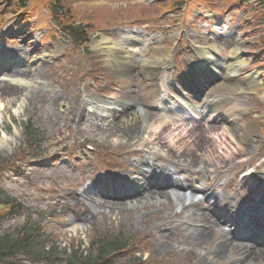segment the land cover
I'll return each mask as SVG.
<instances>
[{
	"label": "rangeland",
	"instance_id": "374dc122",
	"mask_svg": "<svg viewBox=\"0 0 264 264\" xmlns=\"http://www.w3.org/2000/svg\"><path fill=\"white\" fill-rule=\"evenodd\" d=\"M205 1L217 11L224 10L227 2ZM168 2L170 0H65L63 12L57 16L49 8L51 0H33L29 3L32 5V17L24 22L20 21L21 17L9 14L10 6L5 0H0V16L7 17L5 23L0 22V29L14 26L17 32L8 34L9 40H3V47L9 54L20 57L16 69L24 71L22 78L13 79H16L14 84L3 82L17 91L0 93V186L23 203L18 215L3 220L2 229L5 232L21 226L29 215L35 220V217L45 213L57 217H46L43 221L45 230L53 238L60 235L61 239L65 237L62 248L67 247V250L78 246L84 254L94 253L96 249L92 245L99 236H120L127 240L131 246L115 254L113 264H214L212 262L217 258L213 250L217 240L210 228L201 230L202 245H199L196 240L186 238L183 232H179L182 226L177 227L178 220L191 215L196 217L199 214L202 219H213L206 202L178 207L172 191L165 189H153L131 199L100 196L95 198L97 205L85 202L78 194L82 182L85 183L82 178L87 173L92 174L93 178L106 175L120 181L130 176L133 185L142 177L141 185L146 186L150 174L142 176L140 168L145 169L146 173H153L152 169L156 166L154 173L161 170L165 163L158 165L155 162L157 154H163L168 161L179 162V165L191 170L199 166L206 173L212 172L213 168H218L219 172L229 163L243 172L248 164L243 161L250 154L243 158V152H239L243 148L238 147L237 151L232 149L229 145L231 135L225 134L223 123L233 129L234 136H237L235 134L239 129L249 127L251 131L244 132L248 138L243 143L247 146L246 151L258 154L257 162L264 161V92H233L234 83L243 85L248 79L246 75L230 79L225 72H228L231 63V50L240 47L242 57L248 52L241 72L257 70L260 73L257 81L264 88V0L239 2V11L234 9L228 12V17L224 14L225 24L229 27L227 40L222 36H213L221 48L218 56L223 55L228 66H224L226 69L222 67L223 73L209 84L206 81L205 87L212 96H218L219 101L225 104L236 102L240 106L234 117L221 115L217 118L219 138L214 140L205 133L199 146L193 135H186L182 131L180 142L183 143L178 145L175 140L169 143L167 139H162V136L165 138L174 130L166 129L165 134L162 133L161 138L157 139V135L152 134V126L147 129L151 132L150 136H147L148 133L141 134L137 128L135 133L130 129L142 121L135 115L139 107L147 111L145 115L150 123L162 117L163 112L154 106L156 100L160 101L157 97L160 94L156 88L147 85L138 62H129L131 76L125 77L123 71H116L113 67L115 55L106 57L105 51L97 52L92 44L100 41V47H105L104 35L119 43L122 35L118 32L143 30L141 39L149 42L146 57H158L164 65L167 64L163 72L169 81L174 75V67L170 66L175 62L178 69H175L173 79L176 83L172 86L179 87V79L183 77L182 67L194 70V62H198L203 55L199 47L210 46L202 39V32L204 27L211 30L215 20L207 16L208 7H202L201 0H188L184 8L176 7L178 0ZM167 4H172L173 8L169 10ZM54 17L60 24L80 23L86 26L85 31L91 38L89 44L69 41ZM191 30L197 34L194 35ZM118 47L119 50L125 49L120 44ZM166 48L173 49V59H166ZM107 59L111 61L110 65ZM216 59L219 64V59ZM162 67L160 65V69ZM197 74L193 73V82ZM92 93L103 94L116 105H109L112 109L104 115L100 109L97 113L96 110L91 113L94 109L89 107L86 94ZM129 95L131 101L126 98ZM160 97L171 99L168 93ZM18 98L24 100V104H15ZM25 121L32 122L33 129L25 130ZM190 123L208 126L207 120L201 118ZM137 130L141 136L136 134ZM249 139L253 143L247 142ZM215 148L218 149V159L213 157ZM231 154L242 158L234 157L231 160ZM146 156L154 157V162H151L154 165L141 166L140 160ZM75 159H79L78 165L86 169L80 175L70 171L72 166H76ZM249 163L255 165L256 161ZM136 165L138 169L134 167ZM259 170L264 171V162ZM240 171H236V176L232 171L218 173L205 185L213 183L217 188L222 187L219 183L222 178L230 193L241 178ZM168 175H173V172ZM193 176L203 180L201 173L195 172ZM73 186L75 191L65 200L64 194ZM139 189L141 187L133 188V191L138 192ZM242 190L243 198L248 197L246 189ZM5 210L0 206V214ZM80 213H85L83 221ZM72 218L76 219L71 224L69 221ZM252 250L261 257L259 260L252 262V259L246 258L240 261L234 255L239 253L234 248L227 264H264V249L255 251L253 247ZM136 255H141L142 260L133 261ZM56 257L61 260L54 262ZM66 261L67 255L53 254L39 264H66Z\"/></svg>",
	"mask_w": 264,
	"mask_h": 264
},
{
	"label": "bare ground",
	"instance_id": "6f19581e",
	"mask_svg": "<svg viewBox=\"0 0 264 264\" xmlns=\"http://www.w3.org/2000/svg\"><path fill=\"white\" fill-rule=\"evenodd\" d=\"M135 36H136V39H135L136 42L135 43H136V45H138L137 42H142V41H140V40H142V39H140L141 34L140 35L139 34H136ZM106 39L107 38H104V41H106ZM203 40H204V42H206L207 44L210 45V49H208V47L205 46V49L202 50V54H203L202 56H203V62H204L203 65H202V67L205 68V69H211V68H209V67L206 66V64H207L210 67L216 69L218 65L215 64V63H213V59H212L213 55L212 54L215 51H217V52L220 51L221 48L218 47V45H219L218 42L216 40H214V38H212V37H206L205 36V37H203ZM118 44H120V47L123 48V45H125V42H123V45L121 43L114 42L111 45V47H108L107 48L108 49V56H111V54H114L115 57H117L115 59L116 62L114 63V66L120 67L123 70L125 77H130L131 74H129L130 73V69L128 68V66H129L128 64H129V62H134V59H133L132 55H130L128 53V51H126L125 49L124 50L120 49L119 51H117L115 47H118ZM97 46L99 48V45L98 44H97ZM100 49H103V48H100ZM236 49L231 50V57H234V55L236 54V52H237ZM167 53L170 54V51H168ZM241 63H242V61L239 60L233 66V70L234 71H237V68H239V67L242 66ZM161 64L162 63L160 62V59H158V57H151V56L146 57L145 51H143V53H142V60L140 61V63H138V65H139V68L141 69L140 72L144 76L146 83L149 86H151V87L154 86V87H158L159 88V86H160L161 89L165 88V82H164L165 80H164V78L162 79V81H161L160 84L158 83V81H159L158 78L160 77V75H159V67L158 66L161 65ZM215 65H217V66H215ZM205 73H206L207 76H209L207 74L208 73V70L205 71ZM23 74H24V71H22V72L21 71H18V72H14L10 76H12L13 79L16 78V77H21L22 78V75ZM15 81H16V79L14 80V82ZM0 87H1V89H0L1 90L0 91L1 94H6L7 92L10 94V93H13V92L17 91V90H14L9 85H5L3 83H0ZM234 88L235 89L233 90V92H236V91H244V92H248V91L262 92L263 91L264 92V88H262L260 86V84H258V82H256L255 78H252L250 81H248V83H244L243 85L234 83ZM157 91L159 92V89H157ZM184 93L187 95V97H189V93H188L187 90H185ZM157 97H158V99L160 101H157L156 100L155 103H154V106H155V104H158V106L161 108V110L163 112L162 115H161L162 117L159 118V119H157V120H155L154 123H152V122L150 123V121L146 118V115H145L147 113V111L144 110L143 108L139 107L138 108L139 111H137V114H135V115H136V118L137 119H140L141 118L140 120H142V121H140V125L136 126L135 128L130 127V129L132 130L133 133H135V129L137 128L138 130H140L141 134L144 133V135H145V134L148 133L147 136H150L149 134H151V132H149L148 130H149V127L152 126V129H153L152 130V134L153 135H157L156 138L159 139V138H161V134L162 133L165 134V130L166 129L174 130L176 133H174V131L173 132H170V133H168L166 135L165 138L162 136V139H164L165 141L167 139L169 143L171 141L174 142V140H175L176 144H178V145H180V144L183 143L182 141L180 142V140H182V137L180 135V132H182V131L185 132L186 135L187 134L188 135L190 134L191 136L193 135V137L196 138V142H197V144H199V146L202 144V141L204 140V138L202 137V135L203 134L205 135V133L206 134H210L211 133L216 138L217 137L219 138V134L217 133V132H219V128H218L217 125H214V123L208 122V126H205V125H201V124H194V123H190V122H183L184 120L182 118H180L181 115L178 116V115L175 114L173 116L172 113H169V111L166 110L167 109V105H165L164 103L161 102V98L158 95H157ZM126 98H127L128 101H131V96L130 95L129 96H126ZM180 100L184 104L185 103L187 104V101H185V99L181 98ZM23 101L24 100L18 98L17 101H15V104H17V102H19L21 104V103H23ZM96 101H98V100H96ZM201 101H203L202 102L203 105H202L201 108L203 109V112L204 113L207 111V108L208 107L211 108L210 111L212 112V113L209 112V115H213V113L215 114V112H217V111H214V110H216L215 109V105H216V107H219L220 101H214L211 98H207L206 100L204 99V100H201ZM90 103H92V102L90 101ZM98 103H99V101H98ZM108 104H111V102L108 103ZM180 104L182 105V103H180ZM192 105H194V106H192ZM1 106L2 105L0 104V110H1ZM95 106L96 105L93 104V106H91V108H93ZM101 107H99V105H98L96 108L97 109H100L101 110V113H103V115L106 113L107 110L111 109V107H107L106 105H103ZM197 107H199V106H197V104L192 103L191 105H189L187 107H181L180 106V109L179 110H181V112L185 113L186 116H191V113L192 114H200L202 112L200 110V108H197ZM212 107H214V110H212ZM234 107L235 106H233V105H230V106H227V107L226 106H222V108L220 109V111L229 113L230 114L229 117H231L232 116V113L234 112L232 110ZM0 119H1V116H0ZM132 121H133V119H132ZM189 126H191V127L188 128ZM222 129H223V131L225 132L226 135L227 134H230L231 135V140L229 142V145H231L232 146V149H235V151H237L236 148H238V147L243 148L244 147V145H243L244 141H246L248 139L247 136H246V133H244V132L245 131H251V129L249 127L245 126L244 128H241V130L239 129L236 132L235 135H237V136H234L233 135V129L231 127L224 126ZM138 130L136 131V134H138V135L141 136V134L138 133ZM240 133H242V134H240ZM247 142L253 143L251 139H249V141H247ZM148 145H150V144H148ZM244 151H245L244 149H241L239 152H244ZM216 152H218V149L217 148H215V151L213 153V157L215 159H218L219 155ZM224 152L227 153V151H224ZM248 154H250V152H248ZM252 156H253V158L249 159L248 162H254V161H256L255 158L257 157V155L256 154H253V155H251V157ZM189 157H192V156H189ZM234 157H236V158L239 159V157L237 155H234L233 156L232 154L230 156V159L232 160V159H234ZM145 161L148 162L149 160L148 159H145ZM173 163H174L173 165H176V166L179 167V162H173ZM228 164H227V167L221 168V170L219 171V173L224 174V172L226 173L228 171H230V172L232 171V174L236 176V171L239 170V168L238 167H234V166L231 167ZM249 164L250 163H248V165ZM142 165H145V163H143ZM173 165L171 164L172 167H173ZM228 166H230V167H228ZM249 166H250V168L251 167L254 168L252 165H249ZM187 170H188V172H192L193 173V171L190 170L189 168ZM194 171L196 172V170H194ZM258 171H259V167L256 166L254 168V170L251 171V175L252 176L256 175L258 173ZM154 172H153L152 175L155 174ZM176 172L177 171H175V173ZM215 172H216V174L218 173V168H215ZM162 174H164V175L166 174L165 170L162 172ZM162 180H166L165 182H167V183L169 181L168 179H162ZM170 185H174V184H170ZM246 186L248 188H250L251 193L255 197H258L259 198L258 201H255L254 200L252 202V204H251V207L258 209V211L260 213V215L255 220V223H257L258 221H261L262 220V214L261 213L264 212V197L261 194H259L258 191H257V190H260L259 186H252V182L250 183V185H248L246 183ZM150 187H153V186H150ZM198 188H201V187H198ZM145 189H147V187L144 188V191H146ZM262 191H263V189H262ZM154 194H156V193H154ZM207 196H208L209 202H211L213 199H215V196H213L212 194L210 195V193ZM186 197H187L186 195H182V196L181 195H176V202H177V204L179 206H185V204L187 203V201H190V200H187ZM214 202H216V201H214ZM214 202H211V204H213ZM215 207H216V210H224V208H225L224 206H221L220 204H215ZM199 240H201V238ZM225 245L226 244L224 242H220V243H218V248L223 249ZM234 247L235 246H232V245L228 244V250H233ZM242 250L245 251V248L243 247ZM245 252L248 253V251H245ZM213 253L214 254H217V251H213Z\"/></svg>",
	"mask_w": 264,
	"mask_h": 264
},
{
	"label": "trees",
	"instance_id": "16d2710c",
	"mask_svg": "<svg viewBox=\"0 0 264 264\" xmlns=\"http://www.w3.org/2000/svg\"><path fill=\"white\" fill-rule=\"evenodd\" d=\"M52 11L55 15L61 16L60 8L64 5V0H52ZM28 0H15L13 4L14 11L25 10L28 6ZM63 12V10H62ZM72 24V25H71ZM67 24L64 28L68 29L69 35L73 40L86 41L88 39V33L82 26H74V23ZM70 29V30H69ZM0 205H12L14 208L18 206L16 202L11 201V198L4 195L0 189ZM26 225L22 230H18V235L9 237V234L0 236V264H25L23 261L15 257V254L19 251L28 252V255L33 260H39L42 257L45 258L50 254L57 252L58 247L54 244L51 247L38 246V240L40 237V227L37 223H30L29 228ZM40 237V238H39ZM44 237V236H43ZM96 249L94 253L83 254L80 251H74L68 258L67 264H99V261L106 258L123 247L119 238H99L94 243ZM58 252H61L59 250Z\"/></svg>",
	"mask_w": 264,
	"mask_h": 264
}]
</instances>
